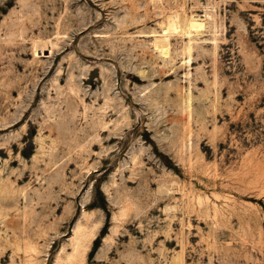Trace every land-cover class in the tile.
Returning a JSON list of instances; mask_svg holds the SVG:
<instances>
[{"label": "rangeland", "instance_id": "obj_1", "mask_svg": "<svg viewBox=\"0 0 264 264\" xmlns=\"http://www.w3.org/2000/svg\"><path fill=\"white\" fill-rule=\"evenodd\" d=\"M0 264H264V0H0Z\"/></svg>", "mask_w": 264, "mask_h": 264}, {"label": "bare ground", "instance_id": "obj_2", "mask_svg": "<svg viewBox=\"0 0 264 264\" xmlns=\"http://www.w3.org/2000/svg\"><path fill=\"white\" fill-rule=\"evenodd\" d=\"M166 23L170 28H174L177 25L171 17L168 18ZM187 27L190 33H199L204 28V20L201 19V16H190L187 20Z\"/></svg>", "mask_w": 264, "mask_h": 264}]
</instances>
